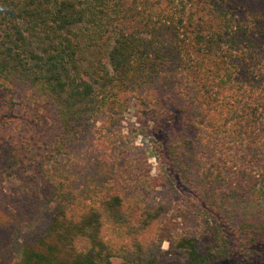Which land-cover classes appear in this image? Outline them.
Here are the masks:
<instances>
[{
  "label": "trees",
  "instance_id": "1",
  "mask_svg": "<svg viewBox=\"0 0 264 264\" xmlns=\"http://www.w3.org/2000/svg\"><path fill=\"white\" fill-rule=\"evenodd\" d=\"M15 98L45 123L37 155L0 151L6 264H216L232 236L246 259L264 247V5L0 0L1 130L27 121ZM132 99L183 118L157 140L155 176L135 144L147 128L122 129ZM183 196L196 227L164 249Z\"/></svg>",
  "mask_w": 264,
  "mask_h": 264
},
{
  "label": "rangeland",
  "instance_id": "2",
  "mask_svg": "<svg viewBox=\"0 0 264 264\" xmlns=\"http://www.w3.org/2000/svg\"><path fill=\"white\" fill-rule=\"evenodd\" d=\"M259 6L264 5V0H251ZM259 8V7H257ZM154 109H159L157 112H151L149 107L141 105L138 100L132 99L128 105L125 116L122 120V129L126 133L128 129L143 126L147 128V135L140 134L135 137V144L143 146L148 153V163L150 164V174L155 176L159 171L160 151L157 140L164 137L165 134L170 137H180L183 133V118L173 113V120L169 121L163 114H168L169 110L161 113L160 108L153 106ZM4 111V109H3ZM17 115L23 117L26 122L14 130L0 129V151H4L5 161L10 163L15 161L17 157L27 158L32 152L40 153L34 147V139L39 128L44 126L45 120L40 116V112L32 103L31 100H21L15 98L14 110ZM3 113V112H2ZM165 117V118H164ZM33 155V154H32ZM260 208L264 212V182L258 186ZM188 196H183L179 201L184 209L181 214H175L168 218L162 225L161 238L162 247L167 248V239L170 235L181 234L186 229H195L198 216L194 214L192 208L186 204ZM233 237V236H232ZM230 237L231 254L225 261L216 264H264V247L260 246L253 249L254 253L248 255L246 259L242 254L241 245L238 244L234 237ZM5 240L0 234V264H6L5 258ZM115 264L119 263V259L114 258Z\"/></svg>",
  "mask_w": 264,
  "mask_h": 264
}]
</instances>
